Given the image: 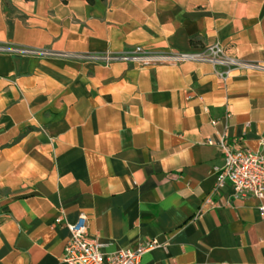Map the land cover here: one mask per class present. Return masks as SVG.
I'll list each match as a JSON object with an SVG mask.
<instances>
[{
    "label": "crops",
    "instance_id": "1",
    "mask_svg": "<svg viewBox=\"0 0 264 264\" xmlns=\"http://www.w3.org/2000/svg\"><path fill=\"white\" fill-rule=\"evenodd\" d=\"M215 42L264 64V0H0L6 47ZM222 70L0 51V264H67L65 223L80 213L105 254L155 241L140 264H264V199L214 190L223 158L205 143L264 153V71Z\"/></svg>",
    "mask_w": 264,
    "mask_h": 264
},
{
    "label": "built area",
    "instance_id": "2",
    "mask_svg": "<svg viewBox=\"0 0 264 264\" xmlns=\"http://www.w3.org/2000/svg\"><path fill=\"white\" fill-rule=\"evenodd\" d=\"M0 51H21L31 55L42 56H66L91 60L109 65L113 62L134 63L138 65L148 64H172L182 61L208 62L213 67L221 66L223 70L215 73L225 80L230 72L235 69L261 70L264 64L251 62L231 57L225 54L224 49L215 42L203 47L194 53H179L173 51H150L135 46L131 50L122 52H100L86 54L54 53L43 49L6 47L0 45ZM211 123H215L211 121ZM205 143L215 145L223 158V166L215 171L214 190L225 183L231 185L236 197L252 196L256 199H264V153L252 150L248 147L230 146L225 139L214 141L206 139ZM208 201H205L199 210L202 211ZM259 210L264 213V206L259 205ZM55 222H60L57 218ZM69 235L63 247L62 261L67 264H140V256L147 249L153 247L155 241H149L134 249H120L113 253L105 254L101 251V243L86 231V217L78 214L75 221L65 223Z\"/></svg>",
    "mask_w": 264,
    "mask_h": 264
},
{
    "label": "rangeland",
    "instance_id": "3",
    "mask_svg": "<svg viewBox=\"0 0 264 264\" xmlns=\"http://www.w3.org/2000/svg\"><path fill=\"white\" fill-rule=\"evenodd\" d=\"M43 50H48V49H43ZM50 51V50H48ZM54 52V51H51ZM54 53H67V52H54ZM71 54H78V53H71ZM37 56H42V55H37ZM54 56H58V57H66V56H60V55H54Z\"/></svg>",
    "mask_w": 264,
    "mask_h": 264
}]
</instances>
